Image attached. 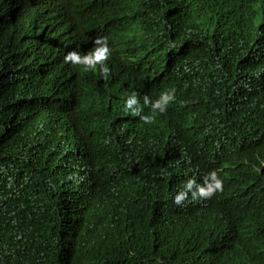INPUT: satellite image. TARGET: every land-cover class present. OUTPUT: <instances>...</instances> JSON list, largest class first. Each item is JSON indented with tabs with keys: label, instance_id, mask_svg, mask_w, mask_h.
<instances>
[{
	"label": "trees",
	"instance_id": "1",
	"mask_svg": "<svg viewBox=\"0 0 264 264\" xmlns=\"http://www.w3.org/2000/svg\"><path fill=\"white\" fill-rule=\"evenodd\" d=\"M0 264H264V0H0Z\"/></svg>",
	"mask_w": 264,
	"mask_h": 264
},
{
	"label": "clouds",
	"instance_id": "2",
	"mask_svg": "<svg viewBox=\"0 0 264 264\" xmlns=\"http://www.w3.org/2000/svg\"><path fill=\"white\" fill-rule=\"evenodd\" d=\"M92 43L94 48L83 55L76 50L67 52L64 56V63L71 64L83 72L99 71L102 78L107 80L110 70L106 65L112 55L108 38L98 36ZM155 75L162 81H171L170 76L165 72L155 71ZM142 99L143 105H141L139 95L136 92L131 93L126 98L124 103V110L127 112L126 116L139 117L144 124H152L157 114H164L168 107L176 101L175 89L162 91L155 98L145 94ZM144 107L150 109L149 115L142 114ZM218 169H210L196 177L187 178L182 183L183 189L174 196L173 203L177 206H183L190 196L192 201H196L200 205L209 206L213 198L223 191V180L217 172ZM216 208L219 212L227 210V207H222L220 202L216 204Z\"/></svg>",
	"mask_w": 264,
	"mask_h": 264
}]
</instances>
